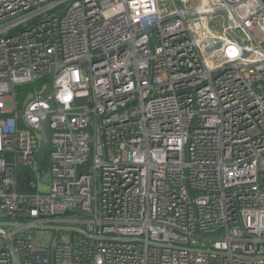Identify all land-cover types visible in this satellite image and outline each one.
Returning <instances> with one entry per match:
<instances>
[{"label":"built area","instance_id":"built-area-1","mask_svg":"<svg viewBox=\"0 0 264 264\" xmlns=\"http://www.w3.org/2000/svg\"><path fill=\"white\" fill-rule=\"evenodd\" d=\"M8 220L0 264H264V0H0Z\"/></svg>","mask_w":264,"mask_h":264},{"label":"water","instance_id":"water-1","mask_svg":"<svg viewBox=\"0 0 264 264\" xmlns=\"http://www.w3.org/2000/svg\"><path fill=\"white\" fill-rule=\"evenodd\" d=\"M220 42L214 43L211 40V45L208 46V49L210 50L214 46H219ZM49 91V86L46 89V92L43 94V98H46V94ZM53 118V112L48 111L44 118L41 119L40 124L38 126V131L42 134V140L40 147L37 151V162H38V168L43 171V180L47 181L48 172L44 171L43 163L45 161L46 155L50 153L53 150V142H52V133L53 129L50 126V122ZM22 175L25 177L24 180L28 181L30 178V172L28 170H24L22 172ZM24 180H21L20 185L24 184ZM0 224L2 225H11V226H22L24 223L22 221H14V220H8V221H0ZM28 227L31 229L36 228H44L47 230H52L54 232L55 238L57 237L58 233L60 231L65 232H78L81 233L87 237H104L101 235H94L90 232H88L86 229H84L81 226H73V225H58V224H41V223H29Z\"/></svg>","mask_w":264,"mask_h":264},{"label":"trees","instance_id":"trees-1","mask_svg":"<svg viewBox=\"0 0 264 264\" xmlns=\"http://www.w3.org/2000/svg\"><path fill=\"white\" fill-rule=\"evenodd\" d=\"M31 87V85H29ZM27 88H29L28 86H18V98L19 100L22 102L24 100V98L26 97L27 94ZM45 166V165H44ZM22 219H25L22 217Z\"/></svg>","mask_w":264,"mask_h":264},{"label":"rangeland","instance_id":"rangeland-1","mask_svg":"<svg viewBox=\"0 0 264 264\" xmlns=\"http://www.w3.org/2000/svg\"><path fill=\"white\" fill-rule=\"evenodd\" d=\"M38 187L40 190H44V191L49 189L48 184L46 183L45 180H43V175H41V177L38 178ZM63 233L68 234L66 232H63Z\"/></svg>","mask_w":264,"mask_h":264}]
</instances>
